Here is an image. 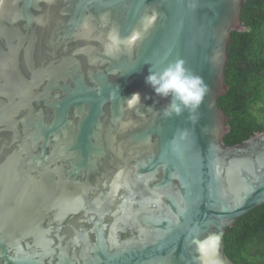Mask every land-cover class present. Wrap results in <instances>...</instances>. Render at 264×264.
Segmentation results:
<instances>
[{"label":"water","instance_id":"obj_1","mask_svg":"<svg viewBox=\"0 0 264 264\" xmlns=\"http://www.w3.org/2000/svg\"><path fill=\"white\" fill-rule=\"evenodd\" d=\"M243 1L0 0V264H236L264 203V131L226 144L217 105ZM113 30L140 35L106 54ZM177 59L210 91L166 118L145 77Z\"/></svg>","mask_w":264,"mask_h":264},{"label":"trees","instance_id":"obj_2","mask_svg":"<svg viewBox=\"0 0 264 264\" xmlns=\"http://www.w3.org/2000/svg\"><path fill=\"white\" fill-rule=\"evenodd\" d=\"M240 18L245 30L232 31L225 64L224 94L217 105L227 116L226 144L264 131V0H244ZM225 253L236 264H264V203L227 228Z\"/></svg>","mask_w":264,"mask_h":264},{"label":"clouds","instance_id":"obj_3","mask_svg":"<svg viewBox=\"0 0 264 264\" xmlns=\"http://www.w3.org/2000/svg\"><path fill=\"white\" fill-rule=\"evenodd\" d=\"M154 19L153 16L142 21L144 30L152 25ZM139 35L140 33L137 31L128 38H122L118 30H113L109 33L106 54H111L113 50H119L121 45L132 47ZM145 83L151 86L156 96L168 101L160 110L166 118L180 116L185 111L190 115L197 112L210 91L203 77L186 68L183 59L167 63L160 71L153 70L151 65L149 74L145 77ZM126 102L129 108H133L141 103L140 94H132ZM218 241L219 237H209L206 241L200 242V247L205 246L209 252L214 248V245H218ZM207 264H217V262L209 258Z\"/></svg>","mask_w":264,"mask_h":264},{"label":"flooded vegetation","instance_id":"obj_4","mask_svg":"<svg viewBox=\"0 0 264 264\" xmlns=\"http://www.w3.org/2000/svg\"><path fill=\"white\" fill-rule=\"evenodd\" d=\"M56 6H58V5H56ZM56 6H54V7H50V8H47V9H43V10H42V13L45 14L47 11H49L51 14H52V13L57 14V7H56ZM16 21H18V22H14L16 25H18V26L22 25V21H21V20H16ZM53 26H54V24L52 25V27H53ZM75 44H76V42H74V41H72V42L69 43V45H71V46H73V45H75ZM32 56H39V57H41L40 53H38L36 50L33 51V52L30 54V57H32ZM0 71H1V68H0ZM3 93L5 94V92H4V88H3ZM3 93L0 92V96H2Z\"/></svg>","mask_w":264,"mask_h":264},{"label":"snow or ice","instance_id":"obj_5","mask_svg":"<svg viewBox=\"0 0 264 264\" xmlns=\"http://www.w3.org/2000/svg\"><path fill=\"white\" fill-rule=\"evenodd\" d=\"M201 250L205 252V254H207V249L205 246H201Z\"/></svg>","mask_w":264,"mask_h":264}]
</instances>
